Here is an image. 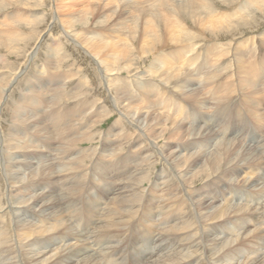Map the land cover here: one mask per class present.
<instances>
[{"label":"bare ground","instance_id":"bare-ground-1","mask_svg":"<svg viewBox=\"0 0 264 264\" xmlns=\"http://www.w3.org/2000/svg\"><path fill=\"white\" fill-rule=\"evenodd\" d=\"M7 1L10 0H0V12L6 8ZM113 1L119 4L126 1V4L129 0ZM174 1H145L148 9L137 10L140 13L133 25L124 30L129 32L130 41L126 40L122 48L89 37L81 39L91 53L101 48L102 57L113 50L115 57L110 65L105 66L114 74L111 80L129 88L151 91L144 94L132 91L123 102L121 89L110 85L116 105L120 104L126 113L125 121L120 124V131L114 135L116 141L112 144L104 146L103 142L109 141V136L101 137L100 150L91 168L83 164L87 158L78 159L81 153L75 151L86 138L69 145L70 133L82 124L71 123L69 128L73 129L70 131L64 127L65 118L70 113L90 106V103L78 101L71 104L56 99L51 87L41 89V82L35 88L21 90L20 97L9 102L13 85L0 76V112L8 102L7 110L12 112L5 127L8 131L5 133L4 128L0 138V264H39L35 255L24 254L23 246L31 243H38L44 250L40 262L44 264L132 263L122 252L139 250L135 242L149 234L147 229L152 236L156 231L161 235L157 243L158 254L151 261L138 264H264V233L259 235L262 228L264 231V168L250 165L257 158L264 164V34L251 37L249 40L254 46L242 52L234 64L210 63L206 58L196 64L193 61L185 63L186 59L201 56L208 48L207 44L196 46L197 41L191 44L194 35L185 31L193 33L196 28L204 36L205 32H210L215 40L230 39L231 43L245 34L240 30L259 26L258 14L264 15V0ZM116 3L117 9L119 5ZM129 6L124 5V9L134 8ZM102 10L105 8L95 7L93 14L99 17ZM19 14L0 21V25L5 26L0 31V51L8 52L11 47L21 44L15 29L17 24L13 21L21 18ZM9 21L13 23L5 24ZM138 33L144 40L148 39L151 54L159 49L165 50L167 44L163 40L176 44L172 52L169 48L163 50L173 60L168 59L160 66V62H164V55L160 54L151 62L142 79L118 80L114 72L124 66L122 61L126 64L130 60L127 50ZM221 49V58L230 56L233 45L225 43ZM35 54L36 51L30 59ZM3 59L0 54V60ZM139 59V62H145L144 57ZM52 63L50 56L47 66ZM169 66L174 72L170 81L175 78L177 88L180 86L178 89L163 82ZM133 67L128 64L123 72L130 73ZM25 72L19 73L16 80ZM150 75L158 78L156 85H150L151 81L146 79ZM3 82L5 85L1 87ZM175 90L179 93L171 92ZM135 97L141 98L145 105ZM242 116L253 122L261 132L260 136L263 135L253 141L257 152L251 144L244 149L241 128L223 124L227 118ZM219 118L222 127L218 124ZM103 119L101 116L100 120ZM126 132L141 142L140 147L146 150L143 156L134 153V156L127 157L130 152H119V148L130 140V137L122 138ZM164 139L187 143L194 153L188 157H179L175 155L176 151L166 154L157 143ZM20 151L31 156L29 169L17 166ZM39 154L43 158H37ZM106 157L108 161H105ZM72 158L81 162L75 163L77 168L66 171L65 164L72 162ZM157 160H161L164 167L157 194L150 195L145 184L149 182V170ZM165 168L168 172L163 175ZM49 178V182L41 184ZM200 181L202 186L191 191L189 186H196ZM39 187H42L44 200L35 196L21 198L25 191ZM93 187L110 204L104 210L93 206L91 221L99 224L92 227L85 247L73 227L78 226L81 231L87 229L89 221L77 224L76 216L81 208L84 213L81 201L84 205L91 200ZM213 187L221 191L214 192ZM86 190L87 194L84 193ZM255 192L260 193V199L256 201L252 198ZM178 200L181 201L170 206V202ZM153 210H157V215ZM141 230L144 233H136ZM102 235L105 236L99 242ZM144 242L147 241H141ZM115 245L117 249L106 253L109 246ZM156 246L154 244L153 248ZM91 250L97 251L88 257ZM17 253H22L27 263H16ZM203 260H209V263Z\"/></svg>","mask_w":264,"mask_h":264},{"label":"rangeland","instance_id":"rangeland-1","mask_svg":"<svg viewBox=\"0 0 264 264\" xmlns=\"http://www.w3.org/2000/svg\"><path fill=\"white\" fill-rule=\"evenodd\" d=\"M10 1L9 3L8 1L6 2L7 4L6 8L0 12V21L7 20L8 18H10V16L21 13L19 14L21 15V18L18 17L19 16L18 15L17 16L18 18L13 20L15 21V24H17L15 25V29L18 30V33L21 38V44L18 43L16 47L14 46L11 47L10 48L11 50H9L8 52L5 50L0 51L1 56L4 57L3 61L0 60V76L1 78L4 77L5 82L12 83L13 85V89L10 92L11 98L8 101L11 102L12 98L16 99L20 97L21 90L35 88L37 83L41 82V86H42L41 89L51 87L53 96L56 99L71 104L78 101L89 102L90 106L76 109L74 113H70L69 117L65 118L64 127L66 131H70L73 129V128L71 129L69 128L71 123L75 122L77 124L78 122H80L82 124L81 127L70 133L71 140L69 142V145L71 146L73 144H76L83 138H86V141L81 143L76 148L75 151L78 154L81 153L78 159L87 158L86 161L83 162V164L85 165V167L91 168L92 164L95 162V158L96 155L98 154V150H100L99 145L102 143L101 137L107 135L109 136V141H105V142H110V143L103 142L104 146H106V144L109 145L112 144L114 141H116L114 140L115 139L114 135L120 131V126H121L120 124H123L125 121L126 113L122 111L120 104L116 105L110 85H113L114 87H118L121 89V97L123 98V102H125V99L130 95L132 91L142 92L143 94L151 91L129 88L125 84H121L115 80H111V77H113L114 74L107 71L105 66L110 65L111 61L114 59L115 55L114 52H112L113 50H109L108 55L102 57L101 48H98L95 52L91 53L89 50L86 49L81 39L82 37L85 38L89 37L96 39L99 43H101V41H106L109 42L110 44L114 43V45H116L118 48H122V44L126 42V40L127 42L130 41L131 38V36L129 37L130 35L129 32L124 30L133 25L136 16L140 13L137 10L148 9L147 7L148 4L145 2L147 0H129L126 4H125L126 1H122L119 4V2L116 3L113 0L111 1L110 0H10ZM176 1L177 0H175L173 3H175ZM115 3L119 5L117 9ZM123 4L125 6L126 5L133 6L134 8H131L129 6L130 8L124 9ZM156 4L159 5V3L157 2ZM134 5H137L139 7L136 8ZM244 6L245 4L242 6L241 9H243ZM95 7L105 8V10H102L101 14L99 15V17L101 18L97 17L96 14H93V9ZM219 8H220L219 11H221L222 10L221 5H219ZM106 9L110 10V12H107ZM116 10L118 14L117 13L115 14ZM258 15H259V19H258L259 26L257 27V25H252L245 30H240L239 32H245V34L237 37L235 40L233 39L234 41L231 40L233 41L231 43H229L230 39L215 40L213 35L210 34V32H205L206 35L204 36L202 32L197 30L196 28H193L194 29L193 33L188 32L189 30L185 31V33L187 34L190 33L194 35L195 41L192 40L191 42L189 40L191 44L192 43L195 44L198 42L200 43V44L198 43L196 44V46L199 45L198 47L200 46L202 47L204 44H207L208 46L207 50L201 53V56L191 57V60L186 59L185 63L189 61H193L194 64H196V63H200L204 58H206L210 63L224 62L226 63L225 65L227 66L234 64L242 52H245L254 46V44H252L249 39L254 35L264 34V15H262L261 13ZM13 21H9L8 23L5 24L13 23ZM103 21H105L104 25H102ZM85 24L87 26H85ZM3 27L5 26L0 25V31L3 29ZM126 37L129 38L126 39ZM132 40L133 42L131 43V45H129L127 50L128 57L130 60L127 61L126 64L124 61H122L124 66H122L120 69L114 72L118 80H125L129 82L130 80L136 78L142 79L145 76L144 72H146L149 69L151 62H154L160 56V54L164 55V62L161 61L160 66L166 63L168 59H172L170 55L164 54L163 52L164 49L163 50L159 49L158 51L151 54L148 48V39L144 40L142 35H140L139 33ZM163 41L166 42L167 44L165 46L164 51H168L166 49L169 48V50L172 52L173 51L172 49L177 46L176 44H170L169 40H163ZM225 43L228 44V46L233 45V50L230 56L221 58L220 57V53L222 52L221 46ZM198 47H196V49ZM16 48H19V50ZM34 51H36V54L34 55L33 59H30V56ZM145 51L147 53L149 51V53L147 54ZM118 52L119 50L117 49L116 53L118 54ZM234 54H237V56L234 57ZM50 56L53 58V63L50 66H47L48 58ZM140 57L142 58L144 57L145 62L142 63L139 62ZM181 61L179 63H181ZM128 64L133 65L134 67L131 68L132 70L130 69V73L125 74L123 70ZM21 71L22 72L26 71V72L22 74L19 80H16V76L19 73H22ZM166 73H167L166 76H164L163 74V76L166 78V81L163 82L164 83L168 82L170 87L174 86L175 89H178L180 86L177 88L176 79L174 78L172 81H170L174 77V72L172 68L170 67V69L167 70ZM146 79L151 81L150 85H156L158 81V78L153 75L147 76ZM4 85L5 83L3 82V85L1 87H3ZM156 89L157 88H155V90ZM171 92L179 93V91L177 90ZM135 98L141 100V102L144 103L145 105V102H143L141 98L139 97H135ZM9 102L5 107L2 108V112H0V128H1L0 138L2 136L1 131H3V129L8 125V122L11 120L12 112L7 110V106H9ZM101 116L104 117L103 120H100ZM187 116H189L188 113ZM215 119L217 120V118ZM247 121L248 118L246 116H242V117H238V119L227 118L223 122L224 125L229 123L231 126H233V128H241V131L244 134L243 135L244 137L242 136V140H244L243 141L244 149L249 148L251 145H252L251 147H253L254 142L257 139H261V137L263 136V135L260 136L261 132L259 131V129L256 128V125H254L253 122L250 123V121H248L249 123H246ZM218 122H219L218 124L222 127L220 118ZM55 123L59 124L57 121H55ZM4 130H5L4 132L6 133L8 131V127L5 128ZM126 137H130V140L123 147L119 148V152L120 153L130 152V154H128L127 157L134 156V153H137L139 156H143L146 150L143 149V147H140L141 142H138L137 137L130 136L128 132H126L122 138H126ZM183 140L184 138H182V141ZM157 143H158V147L163 148V151L166 154H168L170 151H176L175 155H179V157L181 156L188 157L194 153V150L189 146H187V143L167 142L166 139L160 142L157 141ZM257 143L256 146L258 145ZM177 147L178 148L181 147V148L177 149ZM255 148L253 147V149ZM255 151L257 152L256 149ZM71 154H73V152H71ZM39 157L43 158L40 154L37 158ZM30 159L31 156H28L27 154H24L23 151H20V155L17 157L18 160L17 166L22 168L23 170L29 169L31 167V162H29ZM72 159H73L72 162L65 164L67 165L66 171L71 170V168H77L75 163H77V161L80 160H78L77 158H72ZM105 161H108L107 157L105 158ZM107 163L108 162H105V164ZM256 163L257 164L259 163L258 164L259 166ZM163 164L164 163L161 160L160 161L157 160V162H154L153 166L149 170L148 173L149 182L145 184V187H147V189L149 190L150 195L157 194L158 191L157 184L160 179L161 171L164 167ZM250 165L252 167L262 166L264 168L263 161L260 160V158H257ZM163 171H164L163 175L167 174L168 172L166 168ZM49 181L50 178L42 181L41 184L43 185L44 183H47ZM202 184L203 182L200 181L197 183L196 186L190 185L189 188L191 191H195L199 189L202 186ZM224 186L223 189H225ZM95 188L96 187H93V190H90L91 192H93L92 194L94 195L91 196V200L89 199L90 197L88 198L90 200L89 202H86L83 205L84 202L81 201V205L82 207H84V213L87 219L84 213H82V208L79 211H77V216H76L78 221L77 224H79V222L85 224L86 220L89 221V225L87 226V229L81 231L80 228H77L78 226L73 227L77 235H79V237L85 242V247L87 244L86 238L88 239V235L92 231V227L94 225L98 226L99 224L96 221H95L96 223H93V221H91L90 212L93 210V206H96L97 208H102L104 210V208H106L110 204L109 202H107L105 196L98 195L99 190ZM213 188H211V190ZM214 189L212 190L214 192L220 190L218 189V187ZM230 190H232V188ZM87 191L88 190H86V192L84 193L87 194ZM255 193L258 194L259 192H255ZM255 193H252L253 196L250 193L249 196H252V198L256 201L257 198L260 199L259 196L260 193L258 195H255ZM30 196H35L40 200L45 199L44 196L42 195V187H39L36 190L30 189L25 191L24 195H22L21 198L27 199ZM86 198L87 197H85L84 199ZM183 199H185L188 202V199L186 198ZM157 200H159V198H157ZM180 201L181 200L170 202V206L173 207ZM238 203H240V201H238ZM153 211H154V215H157V210H153ZM102 216L103 214H101L100 217ZM262 216L264 219V211ZM74 224H72V226ZM132 229L135 230L134 228ZM147 230L149 234L146 236L143 235L142 238L138 239L135 242V246L139 247V250L135 249L133 252L130 251L122 252V254L128 257L130 262H132L127 264L145 263V261H151L158 254L157 243L161 235L159 232L156 231L152 236L150 230L149 229ZM262 232L264 233L263 228L260 230L259 235ZM30 233L36 235V232L31 231ZM72 233L74 232L72 231ZM136 233H144V232L141 230L140 232H136ZM104 236L105 235L100 236L98 238V241L100 242L101 239L104 238ZM75 237L76 235H74V238ZM141 241H147V242L141 243ZM108 242L109 241H106V243ZM154 244L157 245L155 248H153ZM104 246H105V242L103 243L101 250L104 249ZM117 248H118L117 245L109 246L106 253L113 251ZM23 249H24V254L26 256L35 255L37 258V262H39V264H44L40 262L42 260L41 258L45 255V252L43 249L39 247L38 243H31L28 245L25 244L23 246ZM86 249L88 250V248ZM150 249H152L151 253L149 252ZM95 251L97 250H91L90 251L91 253L88 254V257L93 256ZM106 253L102 257H104ZM16 257H17L15 258L16 263H27L24 260V256L22 253H17ZM203 262L209 263V260H203Z\"/></svg>","mask_w":264,"mask_h":264}]
</instances>
